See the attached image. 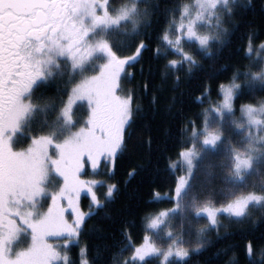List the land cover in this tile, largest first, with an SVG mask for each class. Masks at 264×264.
Instances as JSON below:
<instances>
[{
	"label": "trees",
	"instance_id": "obj_1",
	"mask_svg": "<svg viewBox=\"0 0 264 264\" xmlns=\"http://www.w3.org/2000/svg\"><path fill=\"white\" fill-rule=\"evenodd\" d=\"M191 1L110 0L113 11L138 2L136 22L122 21L98 36L108 40L121 56L133 55L141 40L146 44L140 55L125 65L121 76L120 89L134 96V109L124 143L116 154L115 170L110 174L96 173L101 179L97 192L103 203L88 215L79 240L66 249L68 264H80L82 258L91 264H124L130 260L132 247L147 231L146 217L173 207L172 199H157L156 195L173 191L178 169L171 165L179 159L180 150L195 141L190 135L192 123L200 130L203 128L204 109L220 99L219 84H227L236 73L237 82L244 81L245 72L260 70L264 56L254 59L246 53V47L250 36L254 48L264 42V0H230L225 7L220 6L223 26L228 29H215L222 40L210 41V52L194 42H184L185 50L198 63L182 60L173 68L168 61L179 60L181 54L164 43L163 32L176 18L179 8ZM227 7L233 9L231 15ZM157 46L161 50L154 53ZM70 67V62L59 61V68L49 69L30 91L28 99L34 107L13 137L14 149L28 146L32 136L48 134L59 121L65 98L79 79ZM128 70L133 74L129 75ZM262 102L264 83L258 79L241 83L235 96L236 111L243 103ZM72 115L73 124L82 126L87 115L85 106H75ZM227 128L215 149L207 150L196 161L190 186L181 200L182 211L174 212L178 220L195 218L194 207L198 205H225L247 193L264 194V143L251 144V149L258 148L253 169L238 177L234 171H228L227 165L234 145L241 142L244 133L229 134L232 125ZM132 169L135 171L129 175ZM113 183V195L107 196V187ZM81 205L83 210L92 208L87 196L81 197ZM218 220L216 228L202 235L207 242L198 251H190L182 260L170 258L166 264H264V202L252 203L246 217L220 215ZM249 241L253 246L251 258L246 256ZM81 246H86L83 257L79 253ZM131 264L162 262L154 256Z\"/></svg>",
	"mask_w": 264,
	"mask_h": 264
},
{
	"label": "snow or ice",
	"instance_id": "obj_2",
	"mask_svg": "<svg viewBox=\"0 0 264 264\" xmlns=\"http://www.w3.org/2000/svg\"><path fill=\"white\" fill-rule=\"evenodd\" d=\"M228 3L229 0H194L195 11L187 3L181 6L179 19L174 18L172 21L175 31L171 36L168 32L162 36L167 45L181 54L179 60L168 61L173 68L182 60L198 63L195 56L185 50V40H194L209 52L211 40H222L216 31L203 32L201 25H210V18L216 16V24L223 32H227L228 29L222 23L224 13L218 9ZM137 9L138 2L130 7L122 5L113 11L110 0H0V264H68L69 253L66 249L73 240H79L80 230L89 215V211L82 210V193L88 194L93 205L103 203L95 190L100 181L85 179L81 173L86 167L96 171L105 161L109 172L115 170L116 154L124 143L134 109V96L131 92L124 95L119 91L120 75L125 65L140 55L146 42L139 41L133 55L121 56L103 37L94 44L86 43V37L97 26L119 25L129 19L135 23L134 13ZM227 12L231 15L233 9L227 7ZM172 24H169L170 29ZM46 41L55 44L61 55L67 54L74 67L82 64L96 51L103 52L108 60L98 74L85 78L71 88L61 108L65 121L73 123L74 104L86 99L90 107L86 126H80L62 141L41 134L32 136L26 148L14 149L12 136L19 129L25 114L34 107L30 102H25L23 97L32 90L37 79L44 75L41 61L33 59V52H42L48 46ZM261 49H264V42L254 48L250 36L246 53L254 59L261 58L264 56ZM160 50L157 46L154 53ZM128 72L129 75L133 74L130 70ZM238 75L234 74L227 84H219L220 99L204 109V135L200 139L205 146H215L220 140L218 128L208 127L209 108L221 117L224 112L232 113L241 83L257 79L264 83V61L259 71L245 72L244 81L237 82ZM144 87L147 90V84ZM239 112L257 133L264 129V102L259 106L243 103L239 106ZM237 127L243 125L237 124ZM199 130L192 123L190 135L196 136ZM258 139L264 141V134L258 135ZM53 147L57 151L55 157L50 151ZM198 155L195 142L180 150L179 157L187 164L188 171L178 177L174 186L175 197L180 195L187 184L194 166L193 158ZM234 159L235 175L239 177L241 169L251 166V157L246 158L234 150ZM49 164L62 178V184L58 191L51 194L46 211L37 216L35 204L45 191L43 181L48 175ZM171 166L175 167L174 164ZM134 171L130 170L129 175ZM115 188L114 183L110 184L106 195L112 196ZM261 202H264V194L247 193L220 207L202 204L195 206L194 211L197 215L206 216L210 225L217 226L221 212L237 218L246 217L249 206ZM171 210H161L149 218L147 227L158 229ZM68 213L71 214L70 218ZM22 234L29 235L28 244L14 248ZM166 234L170 236L172 231L169 229ZM49 237L63 239L50 240ZM129 242L132 243L130 237ZM61 244L63 248L59 246ZM201 247L197 244L195 249L198 251ZM189 251V248L178 244L175 239L167 247L159 246L146 233L132 247L131 259L125 260L124 264L143 262L157 255L162 257V264H166L171 257L186 258ZM85 252L86 246H81L79 253L82 257ZM246 256H253L251 241L246 244ZM80 264L91 262L82 258Z\"/></svg>",
	"mask_w": 264,
	"mask_h": 264
},
{
	"label": "rangeland",
	"instance_id": "obj_3",
	"mask_svg": "<svg viewBox=\"0 0 264 264\" xmlns=\"http://www.w3.org/2000/svg\"><path fill=\"white\" fill-rule=\"evenodd\" d=\"M187 4H189L191 9L193 11H195L196 5L194 4V0H192L191 2H187ZM221 6L225 7L226 5H221ZM180 10H181V7H180L179 11ZM179 14H180V12H179ZM179 14H178V16H176L175 19H177V20L179 19ZM210 19L212 21V23L210 25H201V27L203 28L202 31L205 32V33L213 32L218 27V25L216 24V19H217L216 16H212ZM172 21H173V19L171 20L170 24H172ZM89 23H90V21H89ZM111 26H115V25H110V26L101 25V26H97L95 29H93L92 32H90L87 35L86 43L90 42V43L94 44L98 39H100L102 37V36H100V37L98 36L99 33H101V31H103V30H106V29L110 28ZM174 31H175V25L172 24L171 29L168 26L163 33L168 32L169 35L171 36L172 32H174ZM213 40H215V39H213ZM184 42H188V40H185ZM189 42H194V43L197 44L198 48L203 49V50L205 49V48H201L198 45V43L196 41H194V40L189 41ZM46 44L48 46H46L43 49L42 52H39V53L34 52L33 53V59H37L38 58L41 61V66H42L43 73L44 74L45 73L48 74V72H50L49 69L57 68L56 66L59 67V64H58L59 61L70 62L71 63L70 69L74 70L75 73L79 74V79H78V82L76 84H79L85 78H89L91 76H94V75L98 74L101 71L102 65L104 63H106L107 60H108V57L103 52L96 51L90 57H88V59L85 60L82 64L74 67L73 63H72V60L69 58V56L67 54L61 55L60 52H59L58 47L55 44H53L51 41H47ZM176 52H178V51H176ZM92 71H95V72L92 73ZM122 75H123V72L120 75V82H121V79H122L121 78ZM43 78H44V75L42 77H40V79L38 78L37 81L33 84V88ZM119 91L121 92V94H124V95H127V93H129V91H126V90L124 91L122 89H119ZM29 93H26L25 96L23 97L25 102H29V99H28ZM217 101H215V102H217ZM82 104L85 106L86 113H87L85 119H83V125L86 126V119H87V116L89 115V112H90V107H89L88 101L86 99L78 100L74 104L73 108L75 106H77V105H82ZM256 105L259 106L260 104L258 103ZM31 110H32V108L30 109L29 112H27L25 114L24 118L20 122V127L16 131L15 134H17L20 131V129L22 127L21 125H23V123L28 118L29 113L31 112ZM58 120L59 121H57L54 124V127L51 129V131L48 134H46V135L53 136V138L56 141H62L63 139L71 136L73 133H75L79 129V125L73 124L75 122V119H74L73 123H67L65 121L61 111H60V115H59V119ZM207 123H208V127L210 129L218 128L219 133H220V137L222 136V134H224V128L228 129L227 127L229 125H231V124L233 126L232 127L233 129L229 130V134L236 133V132H243L244 133V136L242 137L241 142L236 143V145H234V149L236 151H239L240 153H242L244 155V157H246V158L249 157V156L251 157V163L252 164H251V168L250 169L252 170L253 166H254V163L256 161L255 151H257L258 148L255 146L256 149H251V148H249V145L250 144L255 145L256 143L257 144L260 143L261 140H258V135H262L263 134L262 131L264 129L261 130L260 133H257L255 129L252 130L250 125H248L245 122V117L241 116L239 110L236 111V109H234V111L232 113L224 112L222 117L218 116L215 112H213V111H211V109H209ZM237 124H242L243 127H237ZM14 135L12 136V139H11L12 147H13V139H14L13 137H14ZM203 135H204V132L201 131L200 133L196 134V136H195V143H196L197 148L199 150L198 158H199V156H203L204 153L207 151V150H204V149H215V146L220 141L219 140L216 143L215 146H205V145H203L201 143V139H200ZM26 147H24V148H26ZM19 149H21V148H19ZM50 151H51V155L53 157H55L57 155V151H56V149L54 147L51 148ZM178 160H179L178 163H180V162L182 163V171L179 170V173H177L178 177H179L180 175H184V174L187 173L188 166L183 160H181L180 157H179ZM176 162H174V165L177 168V166H176L177 163ZM234 164H235V159H234V154H233V157L230 159V161L228 162V165H227L228 171L231 170L232 168H234ZM193 169H194V167L192 168V171H191V174H190V177L188 179L187 184L185 185L184 189L181 191V193H180V195L178 197H175L174 189H173L172 193H163L162 195H158L159 197H157V195H156L157 199H162L163 197L170 198L173 201H175L174 205H176L175 207L170 208L172 210L168 212L167 216L164 218L163 224H161L158 229L153 230L151 228H148L147 227V221L149 220V218H151L152 216L158 214L159 212L158 213H154V214H152V216L146 218V229H147V231L145 232V234L148 233L159 246L167 247V245L170 244L171 241L175 239V240H177L178 244L189 248L190 251L196 250L195 246L197 244L202 245L203 242H204V240L201 238V235L211 231L210 226L212 227V225L209 224V222L207 220V217L204 216L203 214L197 215L195 213V211H194V216H196V219L195 218H191L190 220H184V221H180V220H178L175 217V215L174 216L172 215V214H174V212L177 210L178 207H179V211H182V207L180 206V203L178 201H179L180 197L182 196V194H184V191L190 185L189 183H190L191 177L193 175ZM248 169L249 168L241 169V171H245L246 172V171H248ZM85 171H87L86 175H85ZM98 171L106 172L108 174L111 173V172L108 171V164L105 161V162H103L101 164L100 168H98L96 171H93L92 169L86 167L82 171L81 175L85 176L84 178L88 179V180L100 181L97 184V185H99L101 183V179L96 176V173ZM178 177H177V179H178ZM61 184H62V178L57 173H55V171L51 168V165L49 164L48 175H47L46 179L43 181V187H44L45 191L41 194L40 197L37 198L36 204H35V209L34 210H35L37 216L39 214H41L42 212L46 211V209H47V207H48V205L50 203V200H51V194L53 192H55V191H58L60 186H61ZM97 185L95 186V190L96 191H97ZM251 193H253V192H251ZM82 196H87L88 197V194L87 193H82L81 197ZM88 199H90V198L88 197ZM210 205L213 206V207H220V205H217V206L216 205H212V204H210ZM91 206H92L91 209L87 208V210H83V209L82 210L85 211V212L89 211V214H90V213H92L94 211L95 208L98 207L96 205H93L92 203H91ZM219 215H225V214L223 212H221ZM68 216L70 218L71 214L68 213ZM232 217H234V216H232ZM234 218H237V217H234ZM202 227H203V231H201ZM169 229L172 231V235H170V236L166 234L167 230H169ZM183 232H187V234L184 236ZM49 239L50 240L63 239V237H60V238L49 237ZM74 241L75 240H73V242ZM28 242H29V235L28 234H22L20 240L17 242L16 245H14V248L18 247L20 245L26 246L28 244ZM59 246L61 248H63L62 244L59 245ZM190 251H189V253H190ZM152 257H154V256H151V257H148V258H152ZM158 257H159V260L162 262V257H160V256H158ZM171 258L179 259V258H176V257H171ZM130 259H131V257H130ZM183 259H185V258H183ZM180 260H182V259H180Z\"/></svg>",
	"mask_w": 264,
	"mask_h": 264
},
{
	"label": "flooded vegetation",
	"instance_id": "obj_4",
	"mask_svg": "<svg viewBox=\"0 0 264 264\" xmlns=\"http://www.w3.org/2000/svg\"><path fill=\"white\" fill-rule=\"evenodd\" d=\"M47 42V41H46ZM34 53V52H33Z\"/></svg>",
	"mask_w": 264,
	"mask_h": 264
}]
</instances>
